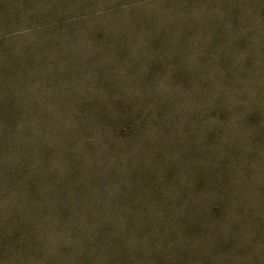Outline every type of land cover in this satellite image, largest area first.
Masks as SVG:
<instances>
[{
    "label": "rangeland",
    "instance_id": "1",
    "mask_svg": "<svg viewBox=\"0 0 264 264\" xmlns=\"http://www.w3.org/2000/svg\"><path fill=\"white\" fill-rule=\"evenodd\" d=\"M138 252L264 264V0H0V264Z\"/></svg>",
    "mask_w": 264,
    "mask_h": 264
},
{
    "label": "trees",
    "instance_id": "2",
    "mask_svg": "<svg viewBox=\"0 0 264 264\" xmlns=\"http://www.w3.org/2000/svg\"><path fill=\"white\" fill-rule=\"evenodd\" d=\"M94 255V257L96 256V254H91ZM120 253L116 254L114 256V258H105V256H102V260H98L100 261L101 264H107V263H117L119 261H121V264H140L141 263V255L138 253H135L134 255L131 254H126L124 256H119ZM82 261L81 264H93V259L91 258V256H83L82 257ZM115 259V260H113ZM97 262V261H96Z\"/></svg>",
    "mask_w": 264,
    "mask_h": 264
}]
</instances>
